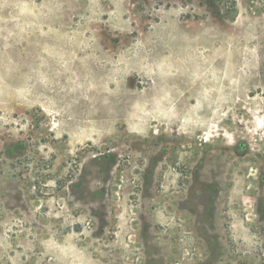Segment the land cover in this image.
Here are the masks:
<instances>
[{"label":"rangeland","instance_id":"1","mask_svg":"<svg viewBox=\"0 0 264 264\" xmlns=\"http://www.w3.org/2000/svg\"><path fill=\"white\" fill-rule=\"evenodd\" d=\"M0 264H264V0H0Z\"/></svg>","mask_w":264,"mask_h":264}]
</instances>
